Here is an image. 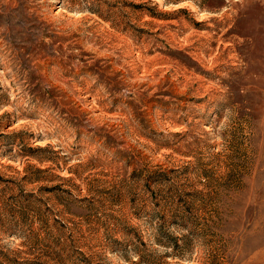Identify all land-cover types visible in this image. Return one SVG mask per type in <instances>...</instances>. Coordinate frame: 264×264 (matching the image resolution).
Instances as JSON below:
<instances>
[{
	"label": "rangeland",
	"instance_id": "1",
	"mask_svg": "<svg viewBox=\"0 0 264 264\" xmlns=\"http://www.w3.org/2000/svg\"><path fill=\"white\" fill-rule=\"evenodd\" d=\"M264 264V0H0V264Z\"/></svg>",
	"mask_w": 264,
	"mask_h": 264
},
{
	"label": "trees",
	"instance_id": "2",
	"mask_svg": "<svg viewBox=\"0 0 264 264\" xmlns=\"http://www.w3.org/2000/svg\"><path fill=\"white\" fill-rule=\"evenodd\" d=\"M15 264H22V263H15ZM27 264H29V263H27Z\"/></svg>",
	"mask_w": 264,
	"mask_h": 264
}]
</instances>
